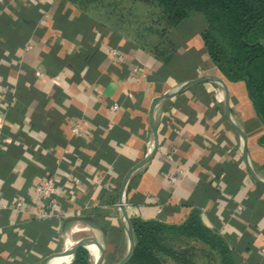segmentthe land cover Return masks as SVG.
Listing matches in <instances>:
<instances>
[{
  "label": "crops",
  "instance_id": "0c3cea01",
  "mask_svg": "<svg viewBox=\"0 0 264 264\" xmlns=\"http://www.w3.org/2000/svg\"><path fill=\"white\" fill-rule=\"evenodd\" d=\"M205 28L201 14L173 28L176 50L163 62L69 0H0V198L27 203L0 212V264H39L62 251L77 222L91 227L103 261L123 257L128 238L115 204L125 174L149 153V108L165 94L153 112L157 149L125 185L129 217L177 225L198 210L235 264H264V184L249 175L228 119L245 134L247 162L262 181L264 124L245 82L227 81L212 64ZM199 77L225 82L229 118L219 82L182 88ZM45 175L57 181L61 207L41 220L28 196Z\"/></svg>",
  "mask_w": 264,
  "mask_h": 264
},
{
  "label": "trees",
  "instance_id": "16d2710c",
  "mask_svg": "<svg viewBox=\"0 0 264 264\" xmlns=\"http://www.w3.org/2000/svg\"><path fill=\"white\" fill-rule=\"evenodd\" d=\"M87 8L102 0H69ZM157 10L154 35L148 48L160 61L175 52L170 31L193 14H201L206 28L201 34L212 64L229 82L244 81L256 114L264 124V0H136ZM264 146V138L259 139ZM99 210H92L98 214ZM134 250L126 264H162L164 257L190 264L183 253L167 242L177 239L200 241L219 257L220 264H235L233 251L223 236L208 228L198 210H192L181 224L157 219L129 217ZM70 264H91V256L79 247Z\"/></svg>",
  "mask_w": 264,
  "mask_h": 264
},
{
  "label": "rangeland",
  "instance_id": "374dc122",
  "mask_svg": "<svg viewBox=\"0 0 264 264\" xmlns=\"http://www.w3.org/2000/svg\"><path fill=\"white\" fill-rule=\"evenodd\" d=\"M87 9L93 11L113 33L128 37L135 45L149 47L151 43L157 41V36L153 33V30L156 29L154 24L157 10L153 6H148L136 0H102L87 5ZM81 225L88 226L90 230L80 231L71 235V237L76 235L83 238L94 235L89 225L82 223ZM167 243L175 250L182 252L183 257L190 264H220L218 255L200 241L177 239ZM127 251L128 249L124 250L123 257ZM162 261V264H179V262L167 257H164ZM67 262L64 264H67ZM116 263L102 262V264ZM91 264H93L92 257Z\"/></svg>",
  "mask_w": 264,
  "mask_h": 264
},
{
  "label": "built area",
  "instance_id": "2783aa9c",
  "mask_svg": "<svg viewBox=\"0 0 264 264\" xmlns=\"http://www.w3.org/2000/svg\"><path fill=\"white\" fill-rule=\"evenodd\" d=\"M112 55H117V52L113 49L110 51ZM36 75H39V71H36ZM119 108L117 103L109 104V110L111 112H115ZM111 128V125H108ZM73 135H79V126L75 124L71 129ZM148 152L152 149V141L148 144ZM101 176H96L95 179L100 181ZM172 182H175V177H170ZM60 193L58 189L57 181L54 177L45 175L41 176L31 187L28 200L32 208L34 209L35 215L41 220L51 219L56 217L60 214ZM123 205H125L124 197H123ZM120 203L116 202L115 207L119 209ZM27 207V203L19 199L17 197H13L6 202L0 198V212L7 211V210H17L21 211ZM240 209L241 207L238 206ZM69 209V208H68ZM74 209L71 208L69 211H73ZM90 228L88 226L84 227L80 223H75L72 228L70 229L69 234H67L62 242V251H66L67 247L70 245H74L76 241L71 239V234L78 233L80 231H88ZM261 253L264 254V247L261 248ZM72 257H69L67 264L71 262Z\"/></svg>",
  "mask_w": 264,
  "mask_h": 264
},
{
  "label": "water",
  "instance_id": "95a60500",
  "mask_svg": "<svg viewBox=\"0 0 264 264\" xmlns=\"http://www.w3.org/2000/svg\"><path fill=\"white\" fill-rule=\"evenodd\" d=\"M211 81L219 82L221 84L223 90H224V94H225V98H224V100H225V110H226L227 117L229 118V106H228L229 98H228V93H227V88H226L225 82L222 79L213 78V77H199V78H196L194 80H191V81H188V82L184 83L182 88H184L186 86H189V85L197 84V83L211 82ZM168 97H169V95L165 94V95L156 97L152 101V103L150 105V108H149L150 126H151V130H152V133H153L152 149L147 154V156L144 158V160H142L141 162H139L138 164H136L135 166H133L132 168H130L128 170V172L125 174V176H124V178H123V180L121 182V186H120V190H119V201L118 202L121 204L120 207H119V210L121 212L122 219H123V221H124V223L126 225V232H127V238H128V251H127L126 255L124 257H122L116 264H126L131 259V256H132L133 250H134V239H133L132 230H131V227H130L129 215L127 213L125 205L122 204L123 203V197H124L125 185H126L128 179H129L130 175L135 170H137L141 166L145 165L150 160V158L155 153V150L157 149L158 142H157V137H156L155 128H154V124H153V112H154V108H155L156 104L158 102H160L161 100L166 99ZM228 120L234 126L235 130L238 132V134L243 139V143H244V146H243V157H244V160H245L249 175L255 181L264 184V181H262V180H260L259 178L256 177L255 173L252 171V169L250 168V166H249V164L247 162L246 137H245V134L242 132V130L239 127L235 126L231 122L230 119H228ZM87 242H93L96 245V247H97V249L99 251V256H98V258L95 260V262L93 264H102L103 258H104L103 247L97 241V239L94 236H92V235L91 236H87V237H83V238H80L79 240H77L75 242V244L73 245V247L70 248V250L61 251V252L54 253V254H52L50 256L45 257L43 260H41V262L39 264H49V262L53 258H55V257H57L59 255H67L68 257H72L79 247H84L87 250V248H86Z\"/></svg>",
  "mask_w": 264,
  "mask_h": 264
},
{
  "label": "bare ground",
  "instance_id": "6f19581e",
  "mask_svg": "<svg viewBox=\"0 0 264 264\" xmlns=\"http://www.w3.org/2000/svg\"><path fill=\"white\" fill-rule=\"evenodd\" d=\"M73 247V244L67 247V250H70V248ZM86 248L89 252V254L91 255L92 259H93V263L95 262V260L98 258L99 256V251L96 247V245L93 242H87L86 244ZM69 260V257L67 255H59L55 258H53L49 264H64Z\"/></svg>",
  "mask_w": 264,
  "mask_h": 264
}]
</instances>
